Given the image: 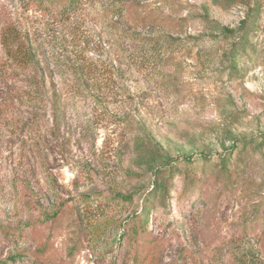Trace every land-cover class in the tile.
<instances>
[{
  "label": "rangeland",
  "instance_id": "1",
  "mask_svg": "<svg viewBox=\"0 0 264 264\" xmlns=\"http://www.w3.org/2000/svg\"><path fill=\"white\" fill-rule=\"evenodd\" d=\"M131 3L141 16L127 21L103 2L70 22L35 20L54 56L49 91L14 106L26 76L3 44L14 0H0V101L38 123L0 129V224L23 229L0 233V264H232L237 244L264 256V0ZM156 12L170 20L147 25ZM129 35L174 52L155 70L125 66ZM134 216L145 232L132 243Z\"/></svg>",
  "mask_w": 264,
  "mask_h": 264
},
{
  "label": "trees",
  "instance_id": "2",
  "mask_svg": "<svg viewBox=\"0 0 264 264\" xmlns=\"http://www.w3.org/2000/svg\"><path fill=\"white\" fill-rule=\"evenodd\" d=\"M134 0H14V23L7 24L2 29L3 44L14 58V66L17 71L25 72L26 82L24 89H17L18 97L14 96V106L18 100H23L26 97H33L35 100H45L48 95L49 85L47 82L48 72L53 74V54L49 56L47 51H44L43 43L40 35L34 26V21L38 19H47L53 22H70L72 19L84 14L89 7L96 3L103 2V11L105 16L112 17L116 20H126L128 16L134 12L141 16L137 4L131 3ZM135 15V14H134ZM170 19L163 17L158 12L151 17L145 19L147 25L157 22H167ZM156 23V24H157ZM129 44H126L127 37L122 38V60L123 65L134 67L136 69H150L155 70L160 66L162 60L166 58V54H172L174 50L171 47L175 44L173 42L165 41L160 38L154 41L143 38L137 39L129 35ZM53 49V48H51ZM50 49V50H51ZM59 58V57H58ZM78 62L81 71L87 69L91 72L90 67L93 65L91 61L83 63ZM90 62V64H89ZM83 63L82 65H80ZM76 65V64H74ZM52 99L55 124L59 125V121L64 115L63 89L58 87L52 79ZM6 102L0 101V129L12 128L14 129H28L35 127L38 123L17 122L16 119L9 115L10 109ZM39 109H33L32 115L38 118L40 115ZM185 162L191 163V158H184ZM207 162V161H205ZM124 202L132 203V198L129 196H118ZM89 197H83L82 203H89ZM137 222V223H136ZM139 218L134 216L129 219L128 226H132L129 242H139L145 229L139 225ZM34 228L35 225H30L28 228ZM23 229H11L0 224V233L4 238H12L20 236ZM127 235L125 234V237ZM231 263L232 264H264V256L258 247L252 245H231L229 246ZM14 261L17 258H13Z\"/></svg>",
  "mask_w": 264,
  "mask_h": 264
}]
</instances>
